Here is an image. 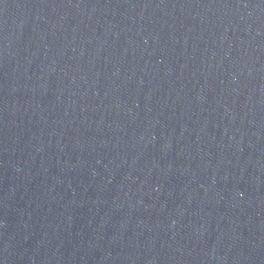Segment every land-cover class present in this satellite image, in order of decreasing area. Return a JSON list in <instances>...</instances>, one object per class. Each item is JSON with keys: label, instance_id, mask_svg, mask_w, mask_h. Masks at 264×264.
<instances>
[{"label": "water", "instance_id": "obj_1", "mask_svg": "<svg viewBox=\"0 0 264 264\" xmlns=\"http://www.w3.org/2000/svg\"><path fill=\"white\" fill-rule=\"evenodd\" d=\"M0 264H264V0H0Z\"/></svg>", "mask_w": 264, "mask_h": 264}]
</instances>
